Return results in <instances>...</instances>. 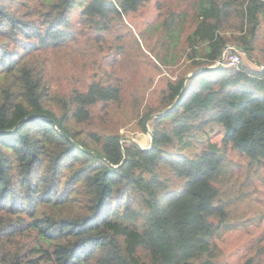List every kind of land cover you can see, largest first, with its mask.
Segmentation results:
<instances>
[{"label": "trees", "instance_id": "trees-1", "mask_svg": "<svg viewBox=\"0 0 264 264\" xmlns=\"http://www.w3.org/2000/svg\"><path fill=\"white\" fill-rule=\"evenodd\" d=\"M150 2L0 0V264H224L229 152L264 171V0H166L137 36Z\"/></svg>", "mask_w": 264, "mask_h": 264}, {"label": "rangeland", "instance_id": "rangeland-1", "mask_svg": "<svg viewBox=\"0 0 264 264\" xmlns=\"http://www.w3.org/2000/svg\"><path fill=\"white\" fill-rule=\"evenodd\" d=\"M164 1L166 0H151L141 9L140 14L138 13L131 19L124 17V23L138 36L144 25L156 18L157 3ZM68 57V54L62 52L52 54L49 63L69 64L72 62V58ZM153 63L158 65L155 58L149 53L147 57L143 56L142 60L137 63L139 74L135 76L134 83L139 85V100L142 103L151 96L153 98L155 92L164 85L166 79L171 75L167 68L158 65V70L153 66ZM181 64L182 61L179 65ZM115 119L116 123L118 121L120 126L125 127L120 130L121 133L136 139L141 147L148 144L149 137L147 138L137 130L132 112L118 114ZM128 121L130 122L128 123ZM229 158L231 167L226 183L233 194L241 195L240 200L234 203L233 208L236 209V214L249 220L245 226L240 225L232 231H224L222 237L216 238L219 258L224 264H244L247 260H252L253 264H264V171L261 170L258 174H254V171L247 167L246 157L229 152ZM246 174L252 177V182L244 180Z\"/></svg>", "mask_w": 264, "mask_h": 264}, {"label": "built area", "instance_id": "built-area-1", "mask_svg": "<svg viewBox=\"0 0 264 264\" xmlns=\"http://www.w3.org/2000/svg\"><path fill=\"white\" fill-rule=\"evenodd\" d=\"M239 62V57L237 55H233L230 57L228 65L227 66H234Z\"/></svg>", "mask_w": 264, "mask_h": 264}, {"label": "water", "instance_id": "water-1", "mask_svg": "<svg viewBox=\"0 0 264 264\" xmlns=\"http://www.w3.org/2000/svg\"><path fill=\"white\" fill-rule=\"evenodd\" d=\"M228 49H230V47H226L225 48V51H224V53L223 54H225V52L228 50ZM221 62V61H220ZM219 62V63H220ZM174 106V105H173ZM165 112H163V113H160V114H158V115H156V116H159V115H163ZM147 131H149V129L147 128ZM149 137L151 138V135L149 134Z\"/></svg>", "mask_w": 264, "mask_h": 264}]
</instances>
